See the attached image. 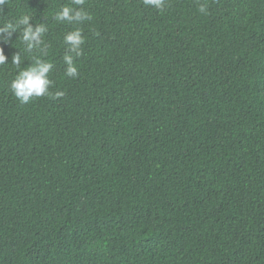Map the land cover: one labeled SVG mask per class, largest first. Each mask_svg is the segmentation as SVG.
I'll return each instance as SVG.
<instances>
[{
	"label": "trees",
	"instance_id": "1",
	"mask_svg": "<svg viewBox=\"0 0 264 264\" xmlns=\"http://www.w3.org/2000/svg\"><path fill=\"white\" fill-rule=\"evenodd\" d=\"M0 52V264H264V0H8Z\"/></svg>",
	"mask_w": 264,
	"mask_h": 264
},
{
	"label": "clouds",
	"instance_id": "2",
	"mask_svg": "<svg viewBox=\"0 0 264 264\" xmlns=\"http://www.w3.org/2000/svg\"><path fill=\"white\" fill-rule=\"evenodd\" d=\"M78 4H83L84 0H75ZM8 3V0H0V7L5 6ZM145 6H150L158 10H163L166 5V0H143ZM199 11L202 13H206L207 8L205 5H201ZM61 19L67 18L69 21L73 19L72 16V9L69 7H65L63 12L60 15ZM75 19H89L90 17L85 13L83 10L76 12ZM29 24V17L24 16L21 17L16 23H8L4 26L6 30L16 31L17 28H21L22 26H27ZM24 31V38L28 39L29 35L31 34L32 30L30 27H26L23 29ZM66 42H70L71 44V51L75 52L77 55L80 54L79 50L81 45L84 43L83 37L81 35L80 30H75L70 32L65 37ZM6 57L3 55V52H0V64L4 63ZM16 60L19 57L15 58ZM65 61L68 65L66 74L69 77H77L78 76V69L73 64V57L71 55L65 56ZM39 63V61H37ZM52 65L50 63L42 64L37 69L35 67L24 70L20 72L17 78L12 82L11 88L15 96L20 100L21 103H29L33 97H41L44 95H52L49 92V86L51 81L48 78V73L50 72ZM63 92H56V97L63 96Z\"/></svg>",
	"mask_w": 264,
	"mask_h": 264
}]
</instances>
